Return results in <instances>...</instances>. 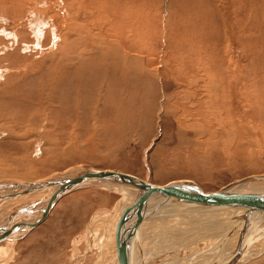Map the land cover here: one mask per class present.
<instances>
[{
    "label": "rangeland",
    "instance_id": "374dc122",
    "mask_svg": "<svg viewBox=\"0 0 264 264\" xmlns=\"http://www.w3.org/2000/svg\"><path fill=\"white\" fill-rule=\"evenodd\" d=\"M80 167L206 192L263 174L264 0H0V183ZM92 184L1 242L0 264H113L120 190ZM0 196V226L43 199ZM168 203L141 222L145 264L229 256L238 211ZM251 228L237 264H264V218Z\"/></svg>",
    "mask_w": 264,
    "mask_h": 264
},
{
    "label": "bare ground",
    "instance_id": "6f19581e",
    "mask_svg": "<svg viewBox=\"0 0 264 264\" xmlns=\"http://www.w3.org/2000/svg\"><path fill=\"white\" fill-rule=\"evenodd\" d=\"M127 6H129V5H127ZM90 7H92V6H90ZM117 7H114V8L117 9ZM90 9H92V8H90ZM130 13H131V11H130ZM122 16L124 17V15H121L119 17L123 18ZM119 17H117V18L120 19ZM129 18H131V17H129ZM120 22H121V20H120ZM116 23H117V21H116ZM122 24H125V23H122ZM116 25H118V23ZM122 26H124V25H122ZM127 27H129V26L127 25ZM124 30H125L124 31V34H125L126 33V29H124ZM120 33H123V32L121 31ZM116 34H118V33L116 32ZM124 34H121L122 36L120 35L122 38H117V39H122L123 40L124 39V37H123ZM115 36L116 35H114V37ZM128 36H130V35H128ZM117 37H119V36H117ZM125 37H127V35ZM129 40H131V39H128V41ZM112 41L114 42V40H112ZM123 41H122V43H123ZM115 42H117V41H115ZM128 44L130 45V41H129ZM117 45H119V44H117ZM89 47H90V45H89ZM81 49H85V48L81 47ZM97 50L98 49H96L95 51H97ZM104 51L105 52H109V51H106V49H104L100 53H102ZM114 51H117V49H115ZM117 52H116V55H117ZM87 53H89V52H87ZM126 53H129V51L127 49H125V54ZM97 54H96V56H97ZM110 54H108V55L109 56H111V55L113 56V54H111V55ZM105 55L106 54L103 53V57ZM99 56H101V55H99ZM114 56H115V54H114ZM117 56L118 57L119 56L122 57L123 55L121 56V54H119ZM132 56H134V55H131L129 57H132ZM78 58H80V57H78ZM98 58H100V57H98ZM115 58H117V57H115ZM141 58L144 59L145 55H142ZM86 59H87V57H86ZM142 59H141V61H142ZM120 61H121V59H120ZM143 61H142V64H143ZM148 62H146V63H148ZM131 63L134 64L133 62H131ZM122 65H123V63H122ZM129 65L127 64V67ZM81 66H82V64H81ZM228 94H229V92L227 93V95ZM223 97H224V95H223ZM223 121L224 120H222V122ZM227 126H229V125H227ZM79 169L109 171V172H114V173L118 172V173H121V174H125L127 176H131L133 178H136L140 182L147 183L150 186H154V187H157V188H161V187H164V186H167V185H170V184H179V183H182V182L186 181V182H190V183L194 184L203 193H215V192H217V191L206 192V191L202 190L193 181H189V180H179V181H175L174 180V181H171V182L166 183L164 185H157V184L150 183L149 181H145L143 179L137 178L136 176L131 175L129 173H125V172H119V171H113V170H100V169H94V168L93 169L92 168H83V167L76 168L74 170H70L68 172H65V173H62V174H58V175H55L53 177H50L48 179H43V180H37V181H32V182H27V183H24V182H21V181H18V182H14V181L11 182L10 181L11 183L10 182H6V183L3 182V183H0L1 184L0 185V194H6L7 196H5V197H9V196H15V197L18 196L19 197V196H23V195L32 196V195H36V194H42L43 195L42 196L43 199L40 198V199H38V201L37 200L30 201L31 203L29 202L27 204V208L25 209L26 211L22 210L21 213H19V214L23 215L21 218H12V220H11L10 219L11 215H10V217L7 219V222H1V224H3V226H5L6 228H5L4 231H0V243L4 242V241H7V240H19V239L23 238L25 235H27L29 232H31L34 228H36L40 223H42L46 219V217L49 215V212H50L51 208L54 206V204L63 195H65L66 193H69L71 191H74V190H76L78 188H82V186H81L82 184H84L83 187H85V183H96V184H92V185H95V186H101V184L102 185L109 184L108 187H110L111 189L112 188H116V189L120 190V197H119V199L117 201V204H116L115 208L112 210V215H111L116 220L115 228L117 229V237L115 238V244H117V254H116V258H115L116 260L113 261V264H124V263L125 264H145L146 263V257L147 256H145V253H144V250H143L142 235H141V232H140L141 229H142V226H143V224H141V222H143V220H145L144 217H145V215L147 213H149V211L155 209L157 206H159L161 204L168 203L170 201H177L179 203L181 201H183L186 204H190L192 206V208H195V209H197V208H203V209H209V208L210 209L211 208L220 209V208H223L225 210L227 208H230L231 210H228L230 213L233 210L238 211L236 213V215H237L236 217H237V220H239V222H241V225H240L241 228H240V233H239V237L237 239L236 246L230 252L229 256L225 260H223V262L220 263L219 261L217 262V261L213 260L212 263H216L217 262V264H235V263L239 262L241 260V258H243L247 254L245 252H246L247 248H249V246L251 245L252 239H251L250 235H253V234H249V233L251 232L252 225L259 218H264V211L263 212H249V208H247V207H245L243 205L235 206V205H229L228 203H226V204H218V205L209 204V203H206V202H203V201H200V200H196L195 196H194L195 194H193L192 196H189V195H186V194H181V193H177V192L172 191V192H168V193L167 192H162L161 195H160V194H158L155 191V192H146L144 194H141L139 197H136V193H137L138 190L131 188L127 184H121V183L113 182V181H109V180L108 181L107 180H92V181H88L87 180V181L75 182V183L69 185L62 193L58 194L57 197L51 198V193L53 192L55 187L58 185L60 179L62 180L63 178L70 176V173H72L73 171L79 170ZM2 185H4V186H2ZM261 186H264V173L263 174H258V175L247 176V177L242 178L240 180L231 182L230 184H228L227 186L223 187L222 189H219L218 192L219 193L233 192V193H248V194L256 193V194H261L264 197V187L262 189ZM2 198H4V197L2 196ZM129 198H131L130 202L127 201ZM136 202H137V204H135ZM32 203H34V204H32ZM168 204H170V203H168ZM173 205H174V208H175V206L178 205V203H174ZM133 207H135V209L131 211V209ZM186 207H189V206H186ZM168 210H170V209H168ZM29 213L31 215L30 217L28 215ZM135 213H143V215H142L141 218L139 217V219L136 220ZM127 214H131V216L127 217ZM231 214H233V213H231ZM161 220H162V218H161ZM259 221H261V220H259ZM258 223H257V226H258ZM239 251H240V255L238 253ZM235 255H236V258H235L236 260H234L233 262H230V261H232V258ZM237 255H238V258H237Z\"/></svg>",
    "mask_w": 264,
    "mask_h": 264
},
{
    "label": "water",
    "instance_id": "95a60500",
    "mask_svg": "<svg viewBox=\"0 0 264 264\" xmlns=\"http://www.w3.org/2000/svg\"><path fill=\"white\" fill-rule=\"evenodd\" d=\"M92 181V180H109L113 182H118L121 184H127L131 188L138 190L136 193V197H139L141 194L146 192H157L161 195L162 192H177L181 194H186L192 196L195 194V199L200 200L209 204H226L229 205H243L249 208V212H263L264 211V197L261 194L256 193H219L218 191L215 193H203L200 191L194 184L190 182H182L179 184H170L161 188H157L154 186H150L147 183L140 182L136 178L131 176H127L121 173H114L109 171H99V170H90V169H79L70 173V176L60 179L58 185L55 187L53 192L51 193V198H55L58 194L62 193L69 185L80 182V181ZM4 186V185H2ZM195 192V193H194ZM50 198V199H51ZM137 204V202L135 203ZM135 207L131 209L134 210ZM248 212V211H247ZM143 213H135L136 220L141 218ZM131 214H127V217H130ZM14 225V224H13ZM12 226V225H11ZM5 226H0V231L5 230ZM238 249V248H237ZM240 255V251L238 252ZM236 258V255L233 256V262ZM238 258V255H237ZM125 264V263H124Z\"/></svg>",
    "mask_w": 264,
    "mask_h": 264
},
{
    "label": "crops",
    "instance_id": "0c3cea01",
    "mask_svg": "<svg viewBox=\"0 0 264 264\" xmlns=\"http://www.w3.org/2000/svg\"><path fill=\"white\" fill-rule=\"evenodd\" d=\"M237 264V263H236Z\"/></svg>",
    "mask_w": 264,
    "mask_h": 264
}]
</instances>
